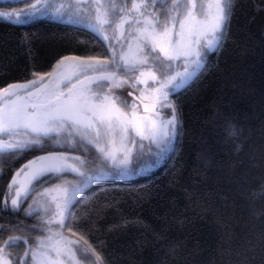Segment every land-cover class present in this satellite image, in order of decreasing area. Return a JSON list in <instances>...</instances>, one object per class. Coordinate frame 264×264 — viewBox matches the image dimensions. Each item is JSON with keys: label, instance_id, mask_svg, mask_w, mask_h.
Returning <instances> with one entry per match:
<instances>
[{"label": "trees", "instance_id": "1", "mask_svg": "<svg viewBox=\"0 0 264 264\" xmlns=\"http://www.w3.org/2000/svg\"><path fill=\"white\" fill-rule=\"evenodd\" d=\"M233 5L227 39L208 57L209 70L170 97L183 128L175 154L146 174L106 177L76 196L83 199L72 205L79 235L64 234L83 235L100 257L80 263L264 264V0ZM24 6V0L0 2L1 9ZM102 47L82 25L47 17L14 25L0 17V88L50 72L62 57ZM229 125L237 129L235 138L227 134ZM44 154L32 149L0 161V197L14 170ZM72 154L84 158L87 169L100 164L94 151ZM33 223L22 212L0 211V237L11 232L31 242L34 233L21 229Z\"/></svg>", "mask_w": 264, "mask_h": 264}, {"label": "snow or ice", "instance_id": "2", "mask_svg": "<svg viewBox=\"0 0 264 264\" xmlns=\"http://www.w3.org/2000/svg\"><path fill=\"white\" fill-rule=\"evenodd\" d=\"M24 2L26 8L0 11V17L14 25H26L51 14L53 19L82 25L103 47L84 57H62L52 71L33 73L26 82L0 88V161L18 159L32 149L45 151L14 170L0 197V211L22 212L35 221L30 228L21 229L34 233L31 242L28 235L11 232L6 239L0 237V264L98 260V253L83 235L74 240L64 234L79 235L72 228V205L83 203L76 192L105 177L146 174L162 157L175 154L183 128L170 97L209 70L208 57L218 55L227 39L233 0H122L119 5L109 0L107 6L105 0ZM67 60L77 61L71 74L60 71ZM139 84L144 88H138ZM125 85L139 96L121 100L114 89ZM137 99L143 114L138 111ZM163 109L169 110L166 115ZM227 134L237 136L235 125L228 126ZM45 145L52 150L46 151ZM239 147L236 145L237 151ZM90 151L100 161L93 170L86 173L70 163L83 165L85 159L72 153L87 156ZM22 173L23 179H18ZM67 173L82 178L75 182V191L70 195L69 188L57 183L55 188L64 195L55 208L49 212L46 207H34L36 195L52 191L50 187L40 191L44 185L71 183L66 180ZM30 197L32 202L22 208ZM128 223L126 220L124 226ZM21 245L19 253L11 251Z\"/></svg>", "mask_w": 264, "mask_h": 264}, {"label": "rangeland", "instance_id": "3", "mask_svg": "<svg viewBox=\"0 0 264 264\" xmlns=\"http://www.w3.org/2000/svg\"><path fill=\"white\" fill-rule=\"evenodd\" d=\"M7 1H19V0H0V2H7ZM55 2H57V3H59V2H62V0H55ZM109 2V0H105V6H107V3ZM116 3L119 5L120 4V2L118 1V0H116ZM27 6H24L23 8H17V9H1L0 8V11H4V12H11V11H19V10H21V9H24V8H26ZM39 17H47V18H50V19H53V18H51V14H49L48 16H38V17H36V18H39ZM2 18V17H1ZM35 18V19H36ZM66 19V18H65ZM34 20V19H33ZM55 20H57V19H55ZM59 21H63V20H59ZM64 22V21H63ZM133 47H135V43H133ZM75 63H77V61H74V60H67V61H65V63H64V66H62V68L60 69V71H63V72H66V73H68V74H71V72L73 71V68H72V65L73 64H75ZM159 74V73H158ZM47 79H49L48 77H46V80ZM151 85H152V81H149V87H151ZM49 87H51V85H49ZM138 88H144V85L143 84H139L138 86H137ZM114 92L120 97V99L121 100H127V101H132V100H134V98H133V96L131 95H129V92H132L133 94H136L137 96H139V92H137V91H135L134 89H132V88H130L128 85H125V86H123V87H121V88H118V89H114ZM171 99V98H170ZM145 101H149V100H147V99H145ZM136 103H137V105L139 106L138 107V111L141 113V114H143V110L141 109V106H140V104H139V102L138 101H136ZM168 109H163L162 110V114H164V115H166L167 113H168ZM145 144H147V142H145ZM73 155V154H72ZM134 159H135V155H134ZM160 162H161V160H160ZM159 162V163H160ZM70 163H73V164H75L77 167H80L81 168V170L82 171H85L86 173L87 172H89V171H91V170H93L94 168H96V167H93V168H91V169H87V168H85V163H84V165H81L80 163H79V161H70ZM158 163V164H159ZM158 164H156V166L158 165ZM100 165V164H99ZM98 165V166H99ZM155 166V167H156ZM154 167V168H155ZM71 174V173H70ZM72 175H74V177L76 178V179H68V178H66V180L67 181H69V182H71V183H64V182H61L60 183V186H61V188H64V187H67V188H69V194L71 195L74 191H75V189H76V181H79L80 179H82V178H80V177H78V176H75V174H72ZM130 176V175H129ZM106 178V177H105ZM18 179H23V173L21 174V177H19ZM50 188H52V191L51 192H49V193H47L46 195H36L35 196V200L37 201V203L36 204H34L33 206L34 207H46V208H48V210H49V212H51L54 208H55V203H57V202H60L61 201V198L63 197V195H64V193L62 192V191H60V190H58V189H56L55 188V185L54 186H51ZM85 188L82 186L81 187V189H80V191L79 192H76V194H75V196H77L78 194H80L83 190H84ZM43 191V190H42ZM53 198H55V199H53ZM52 227H53V229L55 230V228H56V225L55 224H53L52 225ZM80 264H82V263H80Z\"/></svg>", "mask_w": 264, "mask_h": 264}, {"label": "water", "instance_id": "4", "mask_svg": "<svg viewBox=\"0 0 264 264\" xmlns=\"http://www.w3.org/2000/svg\"><path fill=\"white\" fill-rule=\"evenodd\" d=\"M132 96H133L134 99H136V97H137L136 94H133ZM136 101L139 102V104H140V106H141V109L143 110V105L140 103V100L137 99ZM144 102H145V103H149V101H144Z\"/></svg>", "mask_w": 264, "mask_h": 264}, {"label": "flooded vegetation", "instance_id": "5", "mask_svg": "<svg viewBox=\"0 0 264 264\" xmlns=\"http://www.w3.org/2000/svg\"><path fill=\"white\" fill-rule=\"evenodd\" d=\"M150 102V101H149Z\"/></svg>", "mask_w": 264, "mask_h": 264}]
</instances>
